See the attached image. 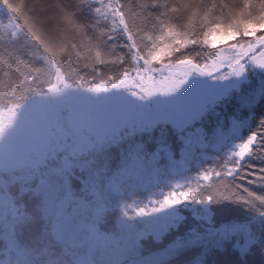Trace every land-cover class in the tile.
I'll return each mask as SVG.
<instances>
[{"label": "snow or ice", "instance_id": "obj_1", "mask_svg": "<svg viewBox=\"0 0 264 264\" xmlns=\"http://www.w3.org/2000/svg\"><path fill=\"white\" fill-rule=\"evenodd\" d=\"M0 6V264H264V0Z\"/></svg>", "mask_w": 264, "mask_h": 264}, {"label": "trees", "instance_id": "obj_2", "mask_svg": "<svg viewBox=\"0 0 264 264\" xmlns=\"http://www.w3.org/2000/svg\"><path fill=\"white\" fill-rule=\"evenodd\" d=\"M56 2V0H25V3L32 5V4H36L37 6H39L40 4H48V5H52ZM216 2L219 4L221 3V0H216ZM224 3H228L231 7H239L242 3V0H223ZM1 10L3 12H6V10L2 9V6H0ZM186 22V21H184ZM119 43H123V41H119ZM197 51H199V49H197ZM105 72H107V69H103ZM111 74V73H109ZM251 79L253 81H255L257 84H259V82L261 81L262 77L253 73ZM222 113L223 114H227L228 113V107L227 105L221 104L218 109L217 112L218 113ZM259 111H264V106H261L260 108H258V112ZM257 113H253V117H255ZM237 117H241V113L237 112ZM242 118V117H241ZM231 120V117H230ZM221 123L223 124V119L221 120ZM252 124V120L249 119V125L248 127H246L245 129H242V134L246 131L249 130H254V128L251 127ZM222 131L225 133L227 136H231V123L229 122L228 125L226 127H224L222 129ZM210 152L214 153L213 156L217 155L216 151L213 149H208ZM210 156H206L205 161H204V166L207 167L209 164L212 163V161L210 159H207ZM212 157V156H211ZM254 163L259 164V161H254ZM247 186V185H246ZM252 187L253 191H256L258 194H264V190L257 188L255 186H249ZM160 188H162V186L156 187V188H151L148 189L147 191L145 190H138L135 194V198L138 200H146V198L151 194V193H159L161 190ZM165 187L162 188V190H164ZM215 208H219V209H225L224 213L222 216H220L221 220H228V219H235V220H239L242 219V210L238 209L236 205H232V204H221V205H216L214 206ZM148 249L152 250V251H161L162 248L159 244H150L147 246ZM254 259H256L257 261H259V257H254Z\"/></svg>", "mask_w": 264, "mask_h": 264}, {"label": "rangeland", "instance_id": "obj_3", "mask_svg": "<svg viewBox=\"0 0 264 264\" xmlns=\"http://www.w3.org/2000/svg\"><path fill=\"white\" fill-rule=\"evenodd\" d=\"M0 20H3L4 23H7V13L3 12L1 10V8H0ZM224 70H226V69H224ZM225 134H226V132H225ZM213 155H214V153L210 152L209 150H207L205 153V156L211 157ZM195 171H196L195 167H192L190 171L184 172L183 174L191 176V175L195 174ZM167 179L174 182L175 179H180V175L173 174V175H170ZM160 186H162V188L165 187L164 191L169 190L168 184H166V183H161ZM162 188H160V190H162ZM149 189H151V188H149Z\"/></svg>", "mask_w": 264, "mask_h": 264}]
</instances>
